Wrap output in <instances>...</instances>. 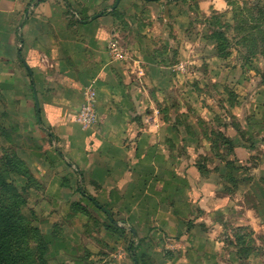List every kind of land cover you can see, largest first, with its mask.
<instances>
[{"label":"rangeland","instance_id":"1","mask_svg":"<svg viewBox=\"0 0 264 264\" xmlns=\"http://www.w3.org/2000/svg\"><path fill=\"white\" fill-rule=\"evenodd\" d=\"M250 1L119 0L114 8L117 0H57L75 27L73 10L80 19L90 8L112 14L118 35L108 45L123 55L124 80L148 93L168 162L193 178L190 214L156 205L151 180L149 190L147 181L128 188L110 179L122 158L95 140L102 117L88 128L74 118L86 86L61 92L63 115H46L39 99L38 113L30 83L8 79L25 68L0 64V172L24 200L27 226L45 240L43 264H264V55L242 57L234 29V12ZM34 234L15 240L22 264H40Z\"/></svg>","mask_w":264,"mask_h":264},{"label":"crops","instance_id":"2","mask_svg":"<svg viewBox=\"0 0 264 264\" xmlns=\"http://www.w3.org/2000/svg\"><path fill=\"white\" fill-rule=\"evenodd\" d=\"M116 3L114 8L118 6ZM65 8L57 4V0H0V64H5L4 68L26 70L24 77L17 80L9 74V81L19 83L24 78V89H28L25 83H30V92L34 99L37 95L46 115L64 114L59 111L64 109V99L68 100L61 92L82 93L86 86L87 95L93 88L95 107L103 121L99 132L94 134L95 140L100 143L106 140L112 146L111 156L122 158L113 162L110 179L125 180L124 187L128 188H134L136 181L142 184L147 181L149 190L151 180L156 190V205L172 204L169 212L190 214L193 178L174 171L175 165L168 162L171 159H167L168 152L159 142L160 132L157 131L161 123L159 111L144 105L150 100L148 93L138 86V81L134 82L135 86L124 80L121 69L127 64L116 61L123 55L119 48L108 45L109 39L118 35L109 22L112 14H93L90 8L89 18L80 19V11L73 10L72 14L79 17L75 24L82 25L81 29L69 25L71 15ZM72 68L76 69L72 71ZM1 77L5 79L7 75ZM92 78L95 79L93 84L89 82ZM48 85L49 89L45 88ZM172 174L179 176V181L176 182L177 177ZM168 181L172 184L167 190ZM165 191L169 195L167 202ZM208 195L205 188L200 201ZM143 196L152 199L147 192ZM246 209L237 210V215L244 214ZM187 223L184 220L182 226Z\"/></svg>","mask_w":264,"mask_h":264},{"label":"trees","instance_id":"3","mask_svg":"<svg viewBox=\"0 0 264 264\" xmlns=\"http://www.w3.org/2000/svg\"><path fill=\"white\" fill-rule=\"evenodd\" d=\"M245 4L234 12L236 21L234 29L238 34L235 45L239 47L238 52L242 53V57L250 60L258 53L264 55V0H251ZM217 36V38H221L226 35L218 33ZM14 160L20 164V174L31 178L32 174L24 162L18 157H15ZM7 177L0 172V264H22L21 260L23 259L13 250V247L15 240L25 238L31 232L35 233L34 239L40 250V264H43L47 247L45 240L38 228L27 226L28 220L20 212L24 200L16 188L11 187L8 183ZM81 193L100 206L95 198L82 190Z\"/></svg>","mask_w":264,"mask_h":264},{"label":"built area","instance_id":"4","mask_svg":"<svg viewBox=\"0 0 264 264\" xmlns=\"http://www.w3.org/2000/svg\"><path fill=\"white\" fill-rule=\"evenodd\" d=\"M75 119L86 128L98 121L99 116L95 107L94 93L92 90L87 92V99L80 106Z\"/></svg>","mask_w":264,"mask_h":264},{"label":"water","instance_id":"5","mask_svg":"<svg viewBox=\"0 0 264 264\" xmlns=\"http://www.w3.org/2000/svg\"><path fill=\"white\" fill-rule=\"evenodd\" d=\"M118 2H119V0L117 1V3H116V5L118 4ZM94 17H96V15L94 16ZM93 17V18H94ZM35 102H36V108H37V111H38V113L40 112V105H39V102H38V97H37V95H35ZM39 122H41V120H40V118H39ZM106 212H108L105 208H103Z\"/></svg>","mask_w":264,"mask_h":264}]
</instances>
